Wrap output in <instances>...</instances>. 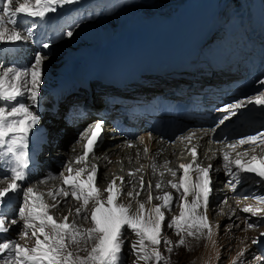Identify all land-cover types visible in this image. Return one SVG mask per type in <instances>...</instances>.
Returning <instances> with one entry per match:
<instances>
[{"label": "snow or ice", "instance_id": "obj_1", "mask_svg": "<svg viewBox=\"0 0 264 264\" xmlns=\"http://www.w3.org/2000/svg\"><path fill=\"white\" fill-rule=\"evenodd\" d=\"M75 2L76 0H0L2 3L0 43H18L30 38L31 27L26 29L27 35L18 30L21 18L43 19L50 13L57 12L63 5ZM65 35L71 37L73 32L69 30ZM49 46L48 43L42 45L43 48ZM43 59V55L37 53L32 63L26 67L11 66L0 71V100L11 104L10 107L0 106V160L9 164L7 174L11 177L6 187H0V204L9 193L19 192L22 196L18 219L14 218L9 222L0 215V233L7 232L10 225L22 222L21 236L28 237L30 233L34 238V245L31 247L15 240L0 242V254H8L5 264H122L125 228L137 237L135 241L129 242L130 254H134L138 261H143L145 264L149 261L161 264L165 258L158 250V246L162 243L163 224L166 220L162 209L170 210L175 198L172 193L166 192L158 197L163 201L162 204L146 209L145 204L139 203L137 210L133 212L131 204L125 205L117 202L123 189L117 185L116 180H113L105 189L108 193L107 199H101L100 189L95 183L97 168L92 166L91 171H88L87 161L90 154H95V147L103 133V121L95 122L90 127L88 135L82 137L87 140V143L84 145L83 154L76 157V163H83L85 167L73 168L71 161L67 163L68 175H62L63 185L67 187L62 186L45 194L38 192L34 187L23 189L19 183L27 179L31 165L28 138L39 122V117L31 110V106L36 104L39 97L43 80ZM257 83L264 85V79ZM21 97H25L26 101H30L31 104L21 101ZM250 103L264 106V93L226 105L221 109L225 116L220 123L236 115L239 109ZM194 135L195 133H192L180 139L191 141ZM257 142L264 144V133L241 138L238 145L255 148ZM228 147L231 151H225L222 155L225 174L230 177L228 183H238L241 174H254L258 182L264 181V158L253 155L245 159L247 153H238L235 158H232L231 152L236 150L237 145ZM145 151L148 149L146 148ZM189 151L192 161L181 163L178 166L182 170L180 182H169L173 189L181 193L180 198L183 200L181 214L172 219L169 227H174L178 235L180 232H186L187 235L193 237L205 234L206 230V235L210 239L212 225L206 214L201 213V209L206 210L211 196L213 167L212 165L203 167L196 162L198 157L196 147H192ZM193 172L197 174L195 180H193ZM172 175L175 176L176 173L172 172ZM3 179L0 177V180ZM120 179L122 183L123 178ZM148 187L152 188L151 182ZM155 188L160 189L161 184L157 183ZM140 189L144 190L143 177H140ZM139 194V192L135 193L137 196ZM45 195L51 197L53 201H56L58 197L65 199L71 197L80 201L81 207L75 209V215L82 216L86 220L91 219L93 227L81 229L74 220L69 223L68 216L62 219L54 217L51 210L58 205L49 204ZM127 195L133 197V192H128ZM190 196L191 200H189ZM254 198L264 203V196ZM148 199L149 202L152 201L151 193ZM90 203L93 207L89 215ZM242 211L258 216L264 210L248 206ZM71 214L70 211L69 215ZM252 226L249 224L250 228ZM261 236H264V233H261ZM89 241H94L90 249L80 247L81 244H87ZM163 242L171 243V241ZM257 242V239L253 240V243ZM184 243V239L181 238L179 244ZM81 252L86 254L81 255ZM259 264H264V260H260Z\"/></svg>", "mask_w": 264, "mask_h": 264}, {"label": "rangeland", "instance_id": "obj_2", "mask_svg": "<svg viewBox=\"0 0 264 264\" xmlns=\"http://www.w3.org/2000/svg\"><path fill=\"white\" fill-rule=\"evenodd\" d=\"M88 0H77L75 2L76 11L72 10L66 17L62 18L61 13H50L45 18H29L25 28L31 27L33 31H36L39 33L44 26L51 27V30L49 31V36H54L59 33V30L62 28H66L67 30H63V35L60 37H57L53 39V46L54 48L48 49L49 52L44 53V57L47 55H54L58 57L57 65H55L52 68L51 77L49 76L47 79L50 80L57 77L59 69L66 64L65 58L68 56V54L72 53L74 55L79 54L78 46L84 47H90L93 43L94 37H96L97 29H101L103 26L104 28L109 25H114L119 28L127 27L130 25H133L134 22L135 26L134 29L130 30L131 33L134 35H140V32L143 34L142 36L151 37L153 35L157 36L156 40H150L146 39L143 41H133L131 44H129V50L125 53V57H129L131 60L134 59L135 64L142 65V61L147 56L146 54H143L141 56H138V53L142 51L145 48L150 49V53L148 54L149 57L145 61L147 62L150 59H153L154 57L157 58L156 62H167V57L171 54L184 53L188 50V46L197 41L202 40L203 44L201 46V50L198 54V56L195 58L192 64L187 65V68H198L200 72H204V57H215L217 56L218 52H225L228 55H234L236 56L239 52H243L249 55H255V56H264V30L258 26L253 27L252 21H247L246 18H244L243 11L252 8V9H259V12L264 15V12H262V5L261 0H232L229 2V0H219V5L217 6V10L223 11V9H226L227 7H238L235 9V11L232 13L233 17L231 18L230 25H235L239 27V30L236 31L235 35H231L228 30L226 29L225 25L218 24L214 18V10L210 9L211 3L213 0H200L197 2V6L188 5L183 10L182 16L180 19H178V24L175 27L168 28L166 26H160L154 33H153V27L141 30V28L137 27L139 22V15L144 14L142 13V4L148 2L149 0H135L128 5H124L121 8H117V5L115 3L109 4L111 0L106 1L108 4H104L102 1H99L98 3H89L86 4L85 7H81V5ZM243 7H242V2ZM107 5V6H106ZM144 5V4H143ZM81 7V8H80ZM173 7V4L171 2L163 3L161 6L162 11H170ZM60 9V8H59ZM103 14L105 16H98V14ZM225 15V14H224ZM243 18V19H242ZM193 20L196 23L189 24L188 21ZM263 24V23H262ZM11 27V25H8ZM264 27V24H263ZM19 30V29H18ZM71 30L73 32V35L71 37H68L65 35L67 31ZM140 31V32H139ZM5 44V43H3ZM101 45H94L93 48L90 49H97L102 48ZM88 49V50H90ZM2 50V49H1ZM3 52V51H0ZM32 52V50H31ZM92 53V51H90ZM162 52L161 55L156 56V53ZM93 54V53H92ZM33 57V56H32ZM47 60H51V57H47ZM121 60H114L111 64L108 66H121ZM45 64V67H48L50 65H47L46 61L43 62ZM92 65V64H91ZM4 68V67H3ZM2 68H0L1 70ZM100 71L101 69H97ZM45 73V72H44ZM91 73V71L89 72ZM55 74V75H54ZM195 74L194 72L191 73ZM48 75V74H47ZM46 75V76H47ZM45 76V77H46ZM80 78H88L87 73H84V75ZM44 81V83H46ZM51 87L57 86V82H51ZM47 93V89L45 88L43 91V94ZM54 98V95H53ZM26 101V98H25ZM27 103L29 101H26ZM1 106V105H0ZM65 109V107H63ZM95 120L93 118L91 122ZM206 127V126H205ZM34 131V128H33ZM142 132H148V131H141ZM34 133V132H33ZM138 133V134H140ZM137 134V135H138ZM29 136H32V133H30ZM122 136V135H121ZM130 136V135H129ZM128 136V137H129ZM34 137V136H32ZM126 138V137H123ZM113 139V137H110L108 135V129L105 133V139L100 143L99 147V153L103 149H107L109 147L115 146L118 141H115L111 146L105 147V145L109 144V141ZM128 140H136V136L132 138H126ZM215 140L214 138H212ZM127 141V140H126ZM215 144L217 142L215 141ZM227 144V143H225ZM131 145V142L129 143ZM227 146V145H226ZM228 147V146H227ZM249 151H256L258 155L261 153L260 149H249ZM247 150H239V154L249 153ZM44 151L40 153L42 158L47 157V154H44ZM52 154V153H51ZM262 158V157H261ZM38 159V156H37ZM129 162H132V159L128 158ZM48 161L52 162L50 159ZM170 161V160H169ZM113 162L111 165H107L104 169L101 170L102 175H106L113 165H115L116 170L123 171L125 168V161L122 160V158L117 159L115 161L109 160V164ZM222 162V160H221ZM144 163V162H141ZM170 162H168L169 164ZM163 164V163H162ZM223 163H221L222 165ZM145 165V163H144ZM56 167V166H54ZM82 168V166H80ZM145 168V167H144ZM143 168V169H144ZM65 169V166H59L56 169V175L62 174V171ZM138 169L140 168V165H138ZM1 170V168H0ZM131 170V169H130ZM224 170V169H223ZM102 175L100 178V183H98L99 189H102V185L104 183L106 184V178L102 179ZM1 177V176H0ZM229 177V176H228ZM250 178V177H249ZM8 180H11L10 178H5ZM230 179V177H229ZM4 180V179H3ZM140 179H138L139 181ZM245 180V179H244ZM242 178V181H244ZM247 180V179H246ZM254 180H258L257 177L254 178ZM49 183H56L60 182L61 180L59 178L56 179V176H50L46 173H42L38 175L36 178H31L30 182L34 184H41V186L47 185L46 182ZM25 184L22 188L26 189L27 187H30L31 183ZM224 183H221V187L223 185H226L227 182L223 180ZM162 184V181L159 182ZM249 182L247 181L246 184ZM99 184L101 186H99ZM110 183H108L109 186ZM244 183H240L238 186L233 188L232 194H226V193H217L216 195L212 197L210 201V205L212 207V210L214 211L211 214V225L212 230L216 233L215 235V241L209 245H204L201 250H193L191 249L192 245L199 242V237H204L203 239L206 240L208 236H206V230L205 234H198L197 236H189L186 232H180V234H177V231L174 227H169V224L172 222V219L175 217L174 212L180 211V202L179 200L175 201L174 205H172V216L170 215L166 220L164 221V226L167 227V231H162V243L158 246V250L162 253L164 256V261L161 262V264H259L260 260H264V253L260 254L259 248H255V243H253L254 239H258V237H262L259 234H255L254 237H251L247 240L246 247L248 246L249 249L244 248V245L242 243L243 239L246 238L245 233H243V230H249L250 229L249 224L253 225V228L260 232V229L264 227V214H259L258 216L251 215L253 218H257V222L247 221V220H240L241 222H244L243 224L237 220H231V219H224L222 218L223 213H225V208L229 205H233L236 208H233L231 213L234 210H238L239 213L242 215L245 214L241 209L239 208L241 204V200L244 198L253 197L254 201L256 199L254 198L252 192L248 190V188H243ZM257 184V183H256ZM264 184L261 183L258 186H263ZM212 187V186H211ZM251 189V188H249ZM103 192V191H102ZM212 192V191H211ZM104 193V192H103ZM126 193V192H125ZM164 195V194H163ZM180 195V193H179ZM12 198H9L8 204H6V199L3 200V203L0 204V215L6 218L7 221L10 222L11 219H18V209L22 205V196L20 193L17 194V198H15V194L12 195ZM153 196V195H152ZM124 197V195H123ZM143 199L141 201H144V203H148L149 199L144 194L142 197ZM74 200V199H73ZM74 200V207H81V202ZM119 201H121V198H119ZM124 202V201H123ZM129 202V201H128ZM128 202H124L123 204H126ZM66 206H69L66 204ZM92 203L89 204V209H91ZM248 207V206H247ZM228 209V207L226 208ZM259 209V208H258ZM176 210V211H175ZM169 211V209H168ZM65 214V213H64ZM63 214V215H64ZM90 214V210H89ZM221 214V215H220ZM248 214V213H246ZM62 215V214H61ZM250 215V214H249ZM226 216V214H224ZM222 218V219H221ZM244 218V217H243ZM86 221V219H84ZM91 220V219H87ZM70 223V222H69ZM81 223H79L78 226H81ZM16 225H10L9 230L7 232L0 233V242H6L8 240H15L18 243H21L23 245H27L29 247L34 245V238L31 237V234L29 233L28 237H22V222L21 224L17 223ZM214 224V227H213ZM243 225V226H242ZM256 226V227H255ZM261 226V227H260ZM82 228H85L82 226ZM88 228H91L90 225H88ZM87 228V229H88ZM248 228V229H247ZM216 230V231H215ZM255 231V230H254ZM127 232V233H126ZM256 232V231H255ZM130 230L124 229V234L128 238V241H133L130 239L133 235V233ZM257 236V237H256ZM172 237H175V244L172 243ZM183 238L185 243L183 245L179 244V240ZM254 238V239H253ZM130 239V240H129ZM246 240V239H245ZM135 241V240H134ZM163 241H171V243H164ZM129 242H127V248L122 253V264H134L135 262V256L130 254L129 252ZM93 242H87V244H81L80 247H87L90 249L92 247ZM75 247V246H74ZM180 247V248H179ZM182 247V249H181ZM171 249V250H169ZM211 249V250H209ZM207 250V251H206ZM81 255H84L86 253L81 252ZM7 253L0 254V264H5V260L7 259ZM255 257V259H254ZM145 264V262H143ZM147 264H155L154 261H149Z\"/></svg>", "mask_w": 264, "mask_h": 264}, {"label": "bare ground", "instance_id": "obj_3", "mask_svg": "<svg viewBox=\"0 0 264 264\" xmlns=\"http://www.w3.org/2000/svg\"><path fill=\"white\" fill-rule=\"evenodd\" d=\"M74 5H75V3L65 4L62 7H60V9H58V10L59 11L65 10L69 7H72V10H74V8H73ZM28 19L29 18H21V20H20L21 25L24 26L25 23L28 21ZM19 30L24 32V34L26 32L24 27L19 28ZM36 35H34L33 37H30L29 39H27L25 41H22L21 42L22 48L16 49L14 51L6 49L4 51V53L5 54L9 53L12 56H16L20 60H22V58L23 59L28 58V59L32 60L34 57V54H33V52H31V50L36 48V47H32L31 44H32V40L35 38ZM36 43H39V41H37ZM5 44H7V43H5ZM10 44L15 46V47L19 46L18 43H10ZM0 49H1V47H0ZM48 49H46V52H49ZM0 51H2V50H0ZM90 51H92V50H90ZM47 57H51V60L48 61ZM57 58L58 57H56L52 54L47 55L44 58L47 65H50V66H49V68L48 67L45 68L42 64V68L44 70H43V80H42L41 84H42L43 88L40 86L38 99L42 96H45L44 98H46L48 101L53 100V95H55V93L54 92L50 93L49 89L54 88L55 86L51 87L50 83L61 81V79H57L55 77V78L51 79L49 82L48 79L46 81L45 76L48 74L51 77L52 68L55 65H57V62H58ZM225 63L230 64L231 61L227 60V58H226L223 60V64H225ZM113 66H115V65H113ZM66 67L68 69H72L69 66H66ZM93 67H94V63H92V65H90L89 68L84 67V68L80 69L79 71H77V73H76L77 78L74 81V85L79 86V85L86 84V83L90 82L93 79V77L96 76L100 72L97 70V68H93ZM4 68H6V67H4ZM4 68H2L0 71H2ZM92 69H95V70H92ZM90 71H91V73H89ZM84 73H87V75H88L87 79L80 78L84 75ZM44 81H46V83H44ZM61 83H62V81H61ZM61 83H59V84L57 83V85H60ZM45 88L47 89V93L43 94V91ZM64 88H65V86L62 87V89H64ZM20 100L25 101V97H21ZM28 103L31 104L30 101ZM0 105L1 106H8V107L11 106L10 102H5L2 100H0ZM35 107H36V104L31 106V110L33 112L38 110V108H35ZM36 115L40 116L39 114H36ZM93 118H95V120H96V119H98V116H94V117L90 118L87 122H91V120ZM95 120H93V121H95ZM239 120H240V122H243V123L245 122L243 117H240ZM53 121H56V119H54ZM53 121L48 122L47 130H49V126L53 124ZM190 128L191 129L185 130V132L182 131L183 133L180 132L179 134L176 135L175 138L169 140V139H166L164 137L162 130L156 126L151 127L150 128L151 132H149V133L148 132H142L138 135H130L129 137L128 136L126 137L124 135L123 129L116 130V128H114L110 124L105 123L103 125L102 141L104 140L105 133H106L107 129H108V135L110 137H113V139H111L109 141V144L105 145L104 148L111 146L114 142V139H115V141H118V143L115 146L101 150L100 153H99V149L102 146V144L100 147H99L100 144H98L95 147V154L88 158L87 169H88V171H91V167L96 166L97 174H96L95 183H96V186L98 187V183H100L101 175L103 174V173H101V170L104 169L107 165L113 164V162H111L109 164V160L112 159V161H115L117 159L122 158V160L125 161V168L123 171L116 170V168H115L116 164H115L112 166V168L110 169V171L106 175L105 174L102 175V179L106 178V184L104 183V185H102V189H100L101 199H104V200L107 199L108 193L105 191V189H107L108 183H111L113 180H116L117 185L122 187V189H123V193L119 197V198H121V201H119V199H118L117 202L123 204L125 201L126 202L129 201L125 205L131 204V206H132L131 210L133 212H135L137 210L139 203L145 204L146 209L151 208L153 205L162 204L163 201L158 199V197L163 196V194H165L166 192H170V193H172L173 197L175 198L173 200L172 205H174L175 201H177V200L181 201L180 207H179L180 211L174 212L175 217L179 216L181 214L182 204H183V200L180 198L181 193L179 195V193L171 187V184L169 182H173V183H179L180 182V180L182 178V170L179 169L178 166L181 163H189L192 161V156H191L190 151H189V149H191L192 147H196L198 150V157H197V161H196L197 163H199L203 167H207L208 165H212V167H213V171L211 172V181H212L211 196L209 198L206 210L201 209V213L206 214V216L210 222H211V220H210L211 214L214 212L212 210L211 205H210V201H211L212 197L214 196V194L216 195L218 192L219 193L232 194L233 188L238 186L240 183L241 184L244 183L243 184L244 186L242 189L248 188V190H250L252 192L254 197L255 196H264V185L262 187L258 186L261 183L264 184V181L258 182V180L255 181L252 176L249 178V176H247L245 174H241L238 183L230 184L227 182L229 180V177L226 176L225 170H223L224 169L223 164L221 165V163H223V160H222L223 153L225 151H231L229 149V147H227L229 145L226 146L225 143H227V140L231 141L233 139L232 135H233L234 130H242V129H244L243 126H237L236 129H231V128L223 129L222 127L213 129L211 127L208 128L205 126H199V127H193V128L190 127ZM191 130H193V131L191 132ZM31 133H32V136H34V137L29 136L28 151L30 153L31 164L33 165V167L29 173V177H32L37 171L42 169V167L46 169V173H49L48 168H51L52 171H54L57 168L58 164L50 162V161H48V159L43 160V158L39 157V156L37 159V157L35 156L34 150H35L36 144L40 143V142L45 144V141L43 140L42 137H39L41 134L35 136V133H33V130ZM192 133H195V135L192 136L191 141H189V140L181 141L180 137H188L189 134H192ZM51 134H54V133L53 132L48 133L49 136H51ZM134 136H136V138H138V139H136V140L126 139V138H132ZM123 137H126V138H123ZM210 137L221 138L224 140L219 141V142H217V144H215V140H213ZM141 139H143V143H141ZM46 141L48 143H50V138H47ZM130 142H132V146H129ZM230 143L231 142H229V144ZM146 148L148 149V151H145ZM262 149L263 148H260V152L263 151ZM55 150H57V149H54V151L51 152L52 155H57V153H56L57 151H55ZM231 154H235V156L233 157V158H235L236 155L238 154V150L232 151ZM257 157H261V156L259 155ZM262 157H264V153L262 154ZM128 158L132 159V162H129ZM221 160H222V162H221ZM141 162H144L145 165H144V163H141ZM168 162H170V163L168 164ZM45 164H48L49 166L46 167ZM138 165H140L141 169H138ZM54 166H56V167H54ZM80 166H82V165L74 164L73 168H81ZM82 167H85V165H83ZM169 169L171 171H169ZM234 171H235V169H234ZM172 172H175L176 175L173 176ZM130 173H134V175H130ZM161 173H163V175H161ZM1 175L2 174H1V170H0V176ZM62 175L63 176L68 175L66 168L62 171L61 175L56 177V179L59 178L61 180L60 182L49 183V181H48V182H46L47 185H45L43 187V186H41V184L37 185V184L30 182V178H29L27 180V183L30 182L31 183L30 187H34V188H36V190L38 192L46 194L49 191H54V190L64 186L63 180H62ZM196 175H197L196 173H194V172L192 173L193 180L196 179ZM86 176H87V171L84 173L85 178H86ZM140 177H143V181H144V190L143 191H141V189H140V180L138 181V179H140ZM120 178H123L122 183H121ZM242 178H243V180L244 179L245 180L242 181ZM223 180L225 182H227V184L223 185V187L220 188L221 187L220 184L224 183ZM10 181L11 180H8L5 178H4V180H0V187H6L7 183H9ZM160 181H162L161 188L156 189L155 185L157 183H159ZM247 181L249 182L248 184H246ZM149 182H151L152 188L148 187ZM100 184H99V186H101ZM22 187H23V185H22ZM64 187H67V186H64ZM249 188H251V189H249ZM128 192H133V197H129L127 195ZM137 192L140 193L138 196L135 195V193H137ZM18 193H9L4 198V199H6V204H8V202H9L8 199L13 197L12 196L13 194H15V198H17L16 196ZM150 193H151V195H153V199L151 202L148 201V203L146 204V203H144V201H141L143 199L142 197L144 196V194L148 198ZM123 195H124V197H123ZM249 198L250 199H248V198L242 199L241 203H240L241 205L238 207L241 209V208H245L247 206H251L254 209L259 208V209L264 210V203H261L257 199H256V201H254L253 197H249ZM45 199L47 200V202L49 204L56 203L58 205L56 208L51 210L54 217L62 219L64 216H68L70 223L74 220L75 223L78 225L80 222H82L81 226H79L81 229H87L88 225L93 227V223L91 220L85 221L82 216L77 217L75 215V209L78 207H76V206L74 207V205H72V204H74V200L71 197H69L67 199H65L63 197H58L56 201H53L51 197L45 195ZM191 199H192V197L190 196L189 200H191ZM66 204L69 206H66ZM92 206H93V204H92ZM227 207H228V209H226ZM227 207L225 208V213H223V215H222V218H224V219L225 218L228 220L229 219H231V220L237 219L239 221L240 220L241 221L247 220L248 222L249 221H252V222L258 221L257 218H253L249 214L245 213L242 215L241 213L238 212L237 209L231 213L232 209L236 208L233 205H229ZM89 210L91 211V209H89ZM162 210L165 212L166 218H168L170 215L172 216V212H173L172 208L169 211H168V209H162ZM70 211L72 213L71 215H69ZM224 214H226V216H224ZM260 214H264V211H261ZM241 223L243 224L244 222H241ZM19 224H21V223H19ZM16 226H18V224H16ZM82 226H84L85 228H82ZM213 227H214V224H213ZM250 229H252L253 231L243 230V233H245L246 238L243 239L242 243L244 245V248H246V249L247 248L249 249V247L248 246L246 247V245H248L247 243L249 241L247 242V240L251 237V234H252V237H254L255 234L261 235V233H264V227H262L260 229V232L256 230V229H259V227L253 228V226H252ZM163 230L167 231V227L164 226ZM213 230H212V234H211L210 239L207 237L206 240H204L203 238L205 236L199 237L198 238L199 242L197 243V245L193 244L191 249L199 251L203 247H205L206 245L211 244V242L213 243L216 240L215 239L216 233ZM174 238L175 237L171 238L172 243L175 242ZM124 239H125V243H124L123 251L126 250L127 242H129L128 238L125 236V234H124ZM130 239H132L134 241L137 239V237L133 234ZM257 240H258V242L255 243V246H256L255 248H259L260 254H262V253H264V236L258 237ZM90 242L94 243V241H90ZM87 247H88V245H87ZM181 249H182V247H181ZM209 250H211V249H209ZM132 255L135 256L134 254H132ZM134 260H135L136 264H144L143 261H138L136 256H135Z\"/></svg>", "mask_w": 264, "mask_h": 264}, {"label": "trees", "instance_id": "obj_4", "mask_svg": "<svg viewBox=\"0 0 264 264\" xmlns=\"http://www.w3.org/2000/svg\"><path fill=\"white\" fill-rule=\"evenodd\" d=\"M192 1H194V0H153V1H150V2L146 3L145 5H142V7H143L142 8V13H144L147 16H151V18L153 20H158V19L162 20L164 18V16H165L162 13H167V11L163 12V11H158V10L155 9L160 4V2H162V3L171 2L172 4H175V5L177 4V6H181L184 3H186V2H192ZM262 4H263V7H264V0H262ZM233 10L230 9V10L227 11V18H232L233 17L232 14L230 15V13H232ZM151 12H153V13H151ZM250 14H251V12H250ZM248 17L252 18L253 15H248ZM218 19L220 21L221 20L225 21L223 19V16L218 17ZM230 21H231V19L229 20V22ZM104 139H105V137H104Z\"/></svg>", "mask_w": 264, "mask_h": 264}, {"label": "water", "instance_id": "obj_5", "mask_svg": "<svg viewBox=\"0 0 264 264\" xmlns=\"http://www.w3.org/2000/svg\"><path fill=\"white\" fill-rule=\"evenodd\" d=\"M102 137H103V134H102V136H101V138H100V140H99L98 144H100V143H101V141H102Z\"/></svg>", "mask_w": 264, "mask_h": 264}]
</instances>
